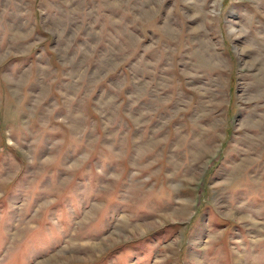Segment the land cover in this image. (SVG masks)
Masks as SVG:
<instances>
[{
	"label": "rangeland",
	"instance_id": "1",
	"mask_svg": "<svg viewBox=\"0 0 264 264\" xmlns=\"http://www.w3.org/2000/svg\"><path fill=\"white\" fill-rule=\"evenodd\" d=\"M0 264H264V0H0Z\"/></svg>",
	"mask_w": 264,
	"mask_h": 264
},
{
	"label": "trees",
	"instance_id": "2",
	"mask_svg": "<svg viewBox=\"0 0 264 264\" xmlns=\"http://www.w3.org/2000/svg\"><path fill=\"white\" fill-rule=\"evenodd\" d=\"M48 36H50V34Z\"/></svg>",
	"mask_w": 264,
	"mask_h": 264
}]
</instances>
